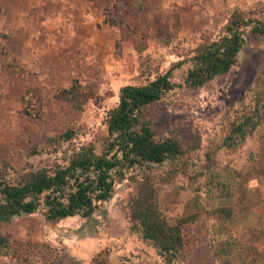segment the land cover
I'll use <instances>...</instances> for the list:
<instances>
[{
  "label": "rangeland",
  "instance_id": "374dc122",
  "mask_svg": "<svg viewBox=\"0 0 264 264\" xmlns=\"http://www.w3.org/2000/svg\"><path fill=\"white\" fill-rule=\"evenodd\" d=\"M0 10V168L14 176L51 171L80 148L120 161L109 197L89 216L52 221L40 204L0 222L10 241L0 264H157L158 249L130 219L143 182L153 184L161 217L197 215L196 247L177 264H264V123L241 144L219 147L225 113L249 103L252 83L264 77V37L250 30L264 23V0H0ZM233 14L251 19L241 26L246 40L236 63L198 88L185 87L197 47L220 37ZM169 70L182 86L142 112L155 138L174 136L182 153L177 162L128 166L117 145L107 150L115 140L108 113L122 87ZM75 81L89 95L81 106L59 98ZM29 89L37 116L22 109ZM65 131H72L68 140L50 139ZM226 206L231 218L208 217Z\"/></svg>",
  "mask_w": 264,
  "mask_h": 264
},
{
  "label": "trees",
  "instance_id": "16d2710c",
  "mask_svg": "<svg viewBox=\"0 0 264 264\" xmlns=\"http://www.w3.org/2000/svg\"><path fill=\"white\" fill-rule=\"evenodd\" d=\"M249 22L251 19L244 20L233 14L220 37L199 45L192 57L194 65L188 69L183 79L184 86L198 88L215 76L228 72L236 63V55L246 40L241 26ZM250 30L251 34L264 37V23L258 21ZM261 67L264 68V65ZM170 74L169 70L146 84L122 87L117 106L108 113V132L115 135V140L108 143L107 150L117 145L128 166L137 163L160 164L166 160L177 162V157L182 153L180 143L174 136L155 138L142 112L144 107L159 100L167 91L182 86L181 83H172ZM83 89L85 90L75 81L70 87L59 91V98L81 106L89 98ZM33 91L34 89L25 91L22 109L30 116H37L39 105L33 99ZM249 92V103H239L237 108H230L225 113L222 126L226 131L219 147L232 148L241 144L248 131L264 123L262 75L255 78ZM241 108L245 109L239 110ZM140 117L143 119L140 120ZM71 136L72 131H65L50 139L68 140ZM33 150L36 151V148ZM115 158L116 154L112 157L97 156L91 149L80 148L72 151L51 171L42 167L18 172L14 176L9 169L1 167L0 222H9L21 212L32 213L40 204L46 209V219L52 221L75 214L89 216L94 211L96 201L105 200L110 195L113 186L111 170L120 162ZM174 170H177L176 166ZM196 173L197 176H202L201 171L195 172V175ZM141 187L131 199L130 219L133 226L138 228L142 239L158 249L161 260L157 264H177L196 247L194 229L197 215L189 214L170 220L163 218L156 210L153 184L143 182ZM250 206L251 203L248 202L240 203V207L245 209H250ZM261 207L264 208V205ZM232 213L233 208L230 206L218 207L210 210L208 217L216 220L229 219ZM251 248L258 249L254 244H250L249 249ZM9 253L10 241L0 234V255ZM225 262L222 264H226Z\"/></svg>",
  "mask_w": 264,
  "mask_h": 264
},
{
  "label": "flooded vegetation",
  "instance_id": "af4514ba",
  "mask_svg": "<svg viewBox=\"0 0 264 264\" xmlns=\"http://www.w3.org/2000/svg\"><path fill=\"white\" fill-rule=\"evenodd\" d=\"M62 264H65L66 262H64V260L61 261Z\"/></svg>",
  "mask_w": 264,
  "mask_h": 264
}]
</instances>
